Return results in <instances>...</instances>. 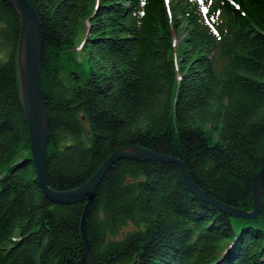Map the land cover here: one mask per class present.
Listing matches in <instances>:
<instances>
[{
	"label": "trees",
	"instance_id": "16d2710c",
	"mask_svg": "<svg viewBox=\"0 0 264 264\" xmlns=\"http://www.w3.org/2000/svg\"><path fill=\"white\" fill-rule=\"evenodd\" d=\"M29 1L44 33L51 188H76L113 152L141 146L183 160L217 200L254 208L264 0ZM21 26L0 0V264H77L86 202L53 203L37 180L17 71ZM262 185L260 215L237 218L198 198L173 162L118 160L87 219L93 264H264V176Z\"/></svg>",
	"mask_w": 264,
	"mask_h": 264
},
{
	"label": "water",
	"instance_id": "95a60500",
	"mask_svg": "<svg viewBox=\"0 0 264 264\" xmlns=\"http://www.w3.org/2000/svg\"><path fill=\"white\" fill-rule=\"evenodd\" d=\"M21 17V34L17 49V71L20 81L21 99L28 121L32 161L35 166L37 180L46 197L56 204H73L85 201V209L81 220V236L83 254L77 264H93L86 224L97 196V189L109 169L124 158L134 160H156L175 163L182 174L188 188L203 201L213 204L230 216L237 218H257L263 208L264 166L255 174L253 180L254 208L251 211L235 208L225 204L202 190L191 177L187 164L174 156L160 154L141 146H128L113 152L101 165L97 172L84 184L70 189L58 191L48 183L46 174V153L49 138V117L45 105L42 87V56L44 33L41 18L37 9L29 0H10Z\"/></svg>",
	"mask_w": 264,
	"mask_h": 264
},
{
	"label": "rangeland",
	"instance_id": "374dc122",
	"mask_svg": "<svg viewBox=\"0 0 264 264\" xmlns=\"http://www.w3.org/2000/svg\"><path fill=\"white\" fill-rule=\"evenodd\" d=\"M167 1H168V3H172L173 0H167ZM180 40H181V36L177 32H174L175 43L178 44ZM79 57H80V59H85L84 54L79 55Z\"/></svg>",
	"mask_w": 264,
	"mask_h": 264
}]
</instances>
